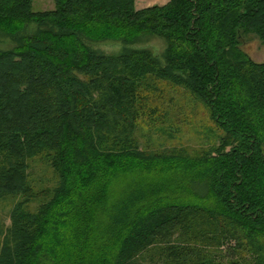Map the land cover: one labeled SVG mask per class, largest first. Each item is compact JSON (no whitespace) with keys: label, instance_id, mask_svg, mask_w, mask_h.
<instances>
[{"label":"trees","instance_id":"1","mask_svg":"<svg viewBox=\"0 0 264 264\" xmlns=\"http://www.w3.org/2000/svg\"><path fill=\"white\" fill-rule=\"evenodd\" d=\"M32 1L0 0V264H264V0Z\"/></svg>","mask_w":264,"mask_h":264},{"label":"rangeland","instance_id":"2","mask_svg":"<svg viewBox=\"0 0 264 264\" xmlns=\"http://www.w3.org/2000/svg\"><path fill=\"white\" fill-rule=\"evenodd\" d=\"M51 7H52L51 0H33L31 2V9L33 11L46 10V9H50ZM90 45L94 49L105 54H115L120 49V43L118 41L109 40V39L90 42ZM6 46L8 45L0 43V48L2 47L4 48ZM136 46L149 48L151 52H153L156 55H159L164 48V41L159 37L148 35L143 37L136 44ZM242 49L252 60L257 62L264 61V45L260 41H258L255 37L249 38L248 40L244 41ZM198 118L200 119V117ZM186 130L187 128L184 130V133H186ZM184 133L183 135L181 132L179 133L184 142L189 139L191 142L193 141L195 142L196 134L194 133V131L193 132L191 131L189 133L187 132L185 135ZM165 143L166 142H164V144ZM35 171L38 174V176H40L43 180L50 177L49 171L42 168V165L35 164ZM11 204H12L11 200L0 199V239H1V234L3 233L5 227L9 223L8 213L11 208Z\"/></svg>","mask_w":264,"mask_h":264},{"label":"crops","instance_id":"3","mask_svg":"<svg viewBox=\"0 0 264 264\" xmlns=\"http://www.w3.org/2000/svg\"><path fill=\"white\" fill-rule=\"evenodd\" d=\"M166 2L167 0H133V6L135 9H141L151 5H162Z\"/></svg>","mask_w":264,"mask_h":264}]
</instances>
